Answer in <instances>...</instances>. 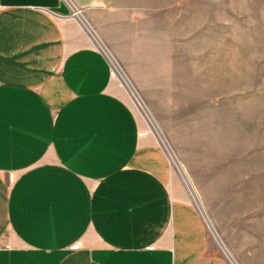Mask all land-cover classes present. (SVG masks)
Instances as JSON below:
<instances>
[{
	"label": "crops",
	"instance_id": "obj_1",
	"mask_svg": "<svg viewBox=\"0 0 264 264\" xmlns=\"http://www.w3.org/2000/svg\"><path fill=\"white\" fill-rule=\"evenodd\" d=\"M71 2L0 0V264H233L95 45L127 10Z\"/></svg>",
	"mask_w": 264,
	"mask_h": 264
},
{
	"label": "rangeland",
	"instance_id": "obj_2",
	"mask_svg": "<svg viewBox=\"0 0 264 264\" xmlns=\"http://www.w3.org/2000/svg\"><path fill=\"white\" fill-rule=\"evenodd\" d=\"M104 1L127 10L110 38L117 52L103 47L138 94L143 109L107 58L167 157L174 193L227 262L264 264V0Z\"/></svg>",
	"mask_w": 264,
	"mask_h": 264
},
{
	"label": "bare ground",
	"instance_id": "obj_3",
	"mask_svg": "<svg viewBox=\"0 0 264 264\" xmlns=\"http://www.w3.org/2000/svg\"><path fill=\"white\" fill-rule=\"evenodd\" d=\"M94 41L97 43V44H99L100 45V42L98 41V39L96 38V37H94ZM101 49L104 51V53L106 54V56L111 60V61H113V63L115 64V61L113 60V57L111 56V54H108V52L107 51H105L102 47H101ZM117 71L119 72V75L118 76H120L121 78H122V80L125 82V84H126V86H127V88L131 91V93L133 94V96H134V98H135V100L139 103V105L141 106V103L139 102V99H138V94H137V92H136V90L130 85V83L128 82V80H127V78H126V76H125V74H123V72L118 68L117 69ZM116 76V75H115ZM117 77V76H116ZM118 78V77H117ZM142 107V109H143V106H141ZM147 115V114H146ZM148 116V115H147ZM149 118V117H148ZM149 120H150V118H149ZM164 143V142H163ZM165 145V144H164ZM167 147V146H166ZM169 150V149H168ZM170 154V153H169ZM180 170H181V173L183 174V176H184V180L186 181V183H187V185H188V187L190 188V187H192L193 188V191H192V189L190 188V194H192V197H193V199H194V201H195V204H197L198 206H202L200 203V200H199V197L197 196V194H196V192H195V189H194V186L192 185V183H191V180L188 178V176L186 175V172H185V170H184V168H180ZM199 208V207H198ZM205 213V212H204ZM221 245V244H220ZM225 252V254L227 255V256H229L228 255V253L226 252V251H224ZM231 259V258H230Z\"/></svg>",
	"mask_w": 264,
	"mask_h": 264
},
{
	"label": "built area",
	"instance_id": "obj_4",
	"mask_svg": "<svg viewBox=\"0 0 264 264\" xmlns=\"http://www.w3.org/2000/svg\"><path fill=\"white\" fill-rule=\"evenodd\" d=\"M64 2L67 4L69 7L70 11L72 12L73 17H76L84 26H85V21H84V10L81 8L76 7L71 0H64ZM108 58V57H107ZM109 59V58H108ZM110 60V59H109ZM112 63L114 70L116 71L117 75H119V72L117 71L118 66L113 63V61L110 60ZM116 75V74H115Z\"/></svg>",
	"mask_w": 264,
	"mask_h": 264
}]
</instances>
